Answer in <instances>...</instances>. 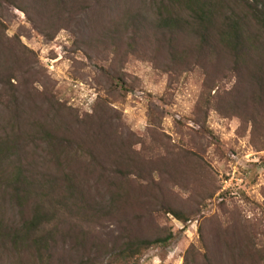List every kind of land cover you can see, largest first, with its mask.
Here are the masks:
<instances>
[{
    "label": "rangeland",
    "instance_id": "374dc122",
    "mask_svg": "<svg viewBox=\"0 0 264 264\" xmlns=\"http://www.w3.org/2000/svg\"><path fill=\"white\" fill-rule=\"evenodd\" d=\"M59 1L0 0V125L15 117L42 131L47 125L63 147L73 143L65 162L54 161V176L64 174L57 167L65 163L76 185L91 170L87 187L76 190L88 199L91 193L106 210L112 197L125 199L97 223L79 222L59 205L49 217L61 239L68 235L67 248L85 236L95 254L129 237L172 233L140 260L114 264H183L202 227L209 234L239 217L264 224V97L254 103L247 79L231 70L212 94L202 66L167 72L169 57L158 59L157 43L128 27L122 0ZM223 56L213 59L225 64ZM100 145L101 157L116 158L103 162L97 180L100 172L85 156ZM122 151L130 157L123 160ZM67 199L79 203L76 195ZM9 204L4 216L17 221L21 215ZM167 207L191 217L180 220ZM47 209H54L49 201ZM5 245L0 242V264H13Z\"/></svg>",
    "mask_w": 264,
    "mask_h": 264
},
{
    "label": "trees",
    "instance_id": "16d2710c",
    "mask_svg": "<svg viewBox=\"0 0 264 264\" xmlns=\"http://www.w3.org/2000/svg\"><path fill=\"white\" fill-rule=\"evenodd\" d=\"M64 1L70 0H60L59 3ZM122 2L128 15L124 20L128 27L135 30L139 39L157 43L153 46L155 53L161 55L158 59L169 57L165 69L167 72L178 73L184 68L188 71L191 67L202 66L206 75L205 86L212 94L223 76L231 70L247 79L248 89L253 91L254 103H262L264 0ZM142 32L145 33L144 36H141ZM220 53L221 56L224 54L225 64L220 58L213 59V56L218 57ZM126 88L131 90L128 85ZM14 91V96H18L19 89L15 88ZM11 96L13 97L12 93ZM245 100L246 98L241 101L242 105L247 103ZM47 129V125L44 131L38 129L28 118L22 122L21 118L15 117L0 125V216L3 215L0 228L4 229V232L0 230V242L8 243L9 246H5L10 247L13 264H114L118 259L136 261L153 244H164L172 238V233L155 239L129 237L119 246L115 243L112 248H108L106 244L105 248H99L92 254L84 236L80 242L75 241L73 246L69 245L67 248L68 235L61 239L60 227L52 223L49 217L59 205L79 222L97 223L96 220L101 216L115 214L108 210L125 199L121 196L112 197L106 210L100 199L93 200L89 192L88 199L87 192L84 194L76 190L89 183L92 177L87 173L94 172L91 170L85 171L82 178L76 179V185L73 182V172L65 171V163L57 167L62 168L64 174L54 176V161L60 163L64 159L65 162L72 155L69 150L73 148V143L67 142L66 149L54 131ZM47 131H51L54 136L49 134L45 137ZM124 146L126 144H121V147ZM95 152L90 151L85 157L90 159L92 168H98V177L93 176V179L98 180L105 168L102 166L103 162L111 163L116 157L115 153L107 156L109 152L103 153L101 157V145ZM130 153L122 151L120 155L126 160ZM68 195H76L79 203L72 206L67 199ZM47 201L53 210L47 209ZM9 202V205H13L9 208L16 209L21 215L17 221L8 220L4 216ZM73 207H83L86 213H75ZM166 212L183 221H188L191 217V214L171 207H167ZM60 240L63 244H59ZM78 256L79 262L76 261ZM183 264H264L263 221L244 217L233 222L222 221L214 225L209 234H205L202 227L199 245L188 248Z\"/></svg>",
    "mask_w": 264,
    "mask_h": 264
}]
</instances>
